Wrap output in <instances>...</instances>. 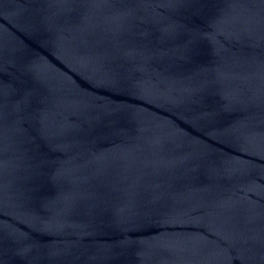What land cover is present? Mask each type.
Listing matches in <instances>:
<instances>
[{"label":"water","instance_id":"water-1","mask_svg":"<svg viewBox=\"0 0 264 264\" xmlns=\"http://www.w3.org/2000/svg\"><path fill=\"white\" fill-rule=\"evenodd\" d=\"M0 264H264V0H0Z\"/></svg>","mask_w":264,"mask_h":264}]
</instances>
